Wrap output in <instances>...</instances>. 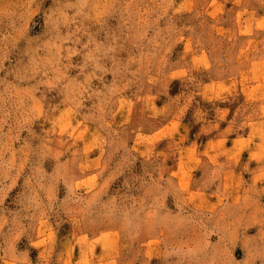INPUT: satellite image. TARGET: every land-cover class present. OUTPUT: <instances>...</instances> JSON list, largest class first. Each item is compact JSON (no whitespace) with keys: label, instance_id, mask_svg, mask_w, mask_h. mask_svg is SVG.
Listing matches in <instances>:
<instances>
[{"label":"rangeland","instance_id":"rangeland-1","mask_svg":"<svg viewBox=\"0 0 264 264\" xmlns=\"http://www.w3.org/2000/svg\"><path fill=\"white\" fill-rule=\"evenodd\" d=\"M0 264H264V0H0Z\"/></svg>","mask_w":264,"mask_h":264}]
</instances>
